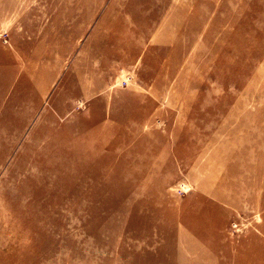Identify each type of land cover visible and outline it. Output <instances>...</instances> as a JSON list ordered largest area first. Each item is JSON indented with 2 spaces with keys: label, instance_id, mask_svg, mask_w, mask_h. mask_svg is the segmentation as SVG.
Returning <instances> with one entry per match:
<instances>
[{
  "label": "rangeland",
  "instance_id": "374dc122",
  "mask_svg": "<svg viewBox=\"0 0 264 264\" xmlns=\"http://www.w3.org/2000/svg\"><path fill=\"white\" fill-rule=\"evenodd\" d=\"M0 264H264V0H0Z\"/></svg>",
  "mask_w": 264,
  "mask_h": 264
},
{
  "label": "bare ground",
  "instance_id": "6f19581e",
  "mask_svg": "<svg viewBox=\"0 0 264 264\" xmlns=\"http://www.w3.org/2000/svg\"><path fill=\"white\" fill-rule=\"evenodd\" d=\"M132 33V32H131ZM133 34V33H132ZM120 35V34H119ZM129 35V34H128ZM131 36V35H130ZM134 36V35H133ZM221 36V35H220ZM121 39V38H120ZM119 41V40H118ZM137 41V40H136ZM132 42H133V40H132ZM117 44V43H116ZM118 46V45H117ZM122 47V46H121ZM127 47V46H126ZM130 47H131V45H130ZM129 56V55H128ZM12 205V204H11ZM14 222V221H13ZM15 227V226H14ZM12 228V227H11ZM21 228V227H20ZM15 230V229H14Z\"/></svg>",
  "mask_w": 264,
  "mask_h": 264
}]
</instances>
